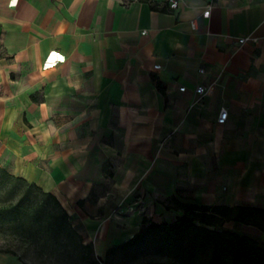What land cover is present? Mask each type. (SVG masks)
I'll return each mask as SVG.
<instances>
[{
  "label": "crops",
  "instance_id": "0c3cea01",
  "mask_svg": "<svg viewBox=\"0 0 264 264\" xmlns=\"http://www.w3.org/2000/svg\"><path fill=\"white\" fill-rule=\"evenodd\" d=\"M0 164L101 258L173 195L264 208V0H0Z\"/></svg>",
  "mask_w": 264,
  "mask_h": 264
},
{
  "label": "trees",
  "instance_id": "16d2710c",
  "mask_svg": "<svg viewBox=\"0 0 264 264\" xmlns=\"http://www.w3.org/2000/svg\"><path fill=\"white\" fill-rule=\"evenodd\" d=\"M157 83L164 90L162 82ZM166 207L182 213L170 222L145 217L132 238L109 248L104 258L97 257L94 245L84 242L55 194L0 164V235L24 243L26 251L61 253L73 241L85 250L84 258L90 264H113L120 253L134 264H264V243L225 227L227 222L237 221L264 230V208L201 204L176 195L168 198ZM0 252L30 264L15 245L0 247Z\"/></svg>",
  "mask_w": 264,
  "mask_h": 264
},
{
  "label": "rangeland",
  "instance_id": "374dc122",
  "mask_svg": "<svg viewBox=\"0 0 264 264\" xmlns=\"http://www.w3.org/2000/svg\"><path fill=\"white\" fill-rule=\"evenodd\" d=\"M9 171V170H8ZM260 233V232H259ZM260 238V236H259ZM261 243H264L260 239ZM10 244L15 245L20 254L25 255V259L30 264H90L85 260L84 254L85 250L76 246L73 241L70 243L69 249L63 251L61 253H49L44 255L36 254L32 249L26 251V246L24 243L16 242L11 236H6L4 234L0 235V247H7ZM113 264H134L135 262H131V259L126 256L124 253H120L114 257ZM23 263L17 255H13L10 253L0 252V264H17V261ZM143 261V258L140 257L138 259ZM25 264V263H23ZM104 264V263H102Z\"/></svg>",
  "mask_w": 264,
  "mask_h": 264
},
{
  "label": "built area",
  "instance_id": "2783aa9c",
  "mask_svg": "<svg viewBox=\"0 0 264 264\" xmlns=\"http://www.w3.org/2000/svg\"><path fill=\"white\" fill-rule=\"evenodd\" d=\"M182 0H169V5L170 7H172L173 9L179 7L180 3H181ZM191 25H192V28L195 29L197 27V24L194 20L191 21ZM143 33H145V31H143ZM249 37H241L239 38V43L242 44L244 43ZM155 68H160V65H155ZM205 69L204 68H201V72H204ZM213 87V86H212ZM181 91H185L187 89V87L184 85V86H181L179 88ZM195 92L199 95H205L209 92V89L204 85V84H199L196 86L195 88ZM228 110L223 108L219 114V117H218V122L219 123H225V121L227 120L228 118Z\"/></svg>",
  "mask_w": 264,
  "mask_h": 264
},
{
  "label": "clouds",
  "instance_id": "9594fccd",
  "mask_svg": "<svg viewBox=\"0 0 264 264\" xmlns=\"http://www.w3.org/2000/svg\"><path fill=\"white\" fill-rule=\"evenodd\" d=\"M16 2H17V0H12V4L13 5H15ZM51 58L59 60L61 57H60V55L58 53L54 52V53L51 54Z\"/></svg>",
  "mask_w": 264,
  "mask_h": 264
}]
</instances>
